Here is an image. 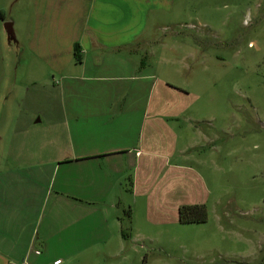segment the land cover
Returning a JSON list of instances; mask_svg holds the SVG:
<instances>
[{
	"label": "crops",
	"instance_id": "obj_1",
	"mask_svg": "<svg viewBox=\"0 0 264 264\" xmlns=\"http://www.w3.org/2000/svg\"><path fill=\"white\" fill-rule=\"evenodd\" d=\"M31 10L23 96L0 40V86L11 89L0 264H137L140 214L158 236L180 207L212 195L193 163L199 141L217 149V136L196 125L192 92L174 81L189 56L154 47L171 0H34Z\"/></svg>",
	"mask_w": 264,
	"mask_h": 264
},
{
	"label": "rangeland",
	"instance_id": "obj_2",
	"mask_svg": "<svg viewBox=\"0 0 264 264\" xmlns=\"http://www.w3.org/2000/svg\"><path fill=\"white\" fill-rule=\"evenodd\" d=\"M33 1L0 0L2 54L10 71L13 58L16 62L21 88L14 93L20 96L29 82L21 60L24 18ZM12 19L15 56L4 44L13 38L5 27ZM161 24L154 47L167 42L189 56L184 75L174 81L192 92L191 115L204 133L217 136V149L200 140L199 162L193 163L212 192L204 204L206 221H177L157 236L140 214L144 237L133 246L137 264H264V0H171V26ZM10 91L0 86V163L9 145L4 117Z\"/></svg>",
	"mask_w": 264,
	"mask_h": 264
},
{
	"label": "trees",
	"instance_id": "obj_3",
	"mask_svg": "<svg viewBox=\"0 0 264 264\" xmlns=\"http://www.w3.org/2000/svg\"><path fill=\"white\" fill-rule=\"evenodd\" d=\"M80 47L76 46L75 55L76 60H79L80 55ZM207 219V211L206 206L204 204L201 205H185L180 207L178 213V220L181 224L188 223H203Z\"/></svg>",
	"mask_w": 264,
	"mask_h": 264
},
{
	"label": "water",
	"instance_id": "obj_4",
	"mask_svg": "<svg viewBox=\"0 0 264 264\" xmlns=\"http://www.w3.org/2000/svg\"><path fill=\"white\" fill-rule=\"evenodd\" d=\"M5 27H6L7 31H8V33H9L11 36H13V29H12V27H11V24H10V23H7V24L5 25Z\"/></svg>",
	"mask_w": 264,
	"mask_h": 264
}]
</instances>
